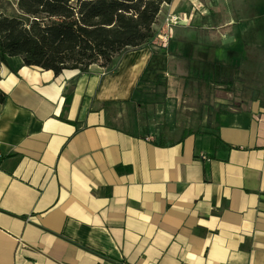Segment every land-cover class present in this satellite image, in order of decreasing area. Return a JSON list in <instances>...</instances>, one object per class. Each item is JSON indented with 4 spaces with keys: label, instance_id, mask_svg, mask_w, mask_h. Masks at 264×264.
<instances>
[{
    "label": "crops",
    "instance_id": "0c3cea01",
    "mask_svg": "<svg viewBox=\"0 0 264 264\" xmlns=\"http://www.w3.org/2000/svg\"><path fill=\"white\" fill-rule=\"evenodd\" d=\"M196 9L112 71L1 65L0 264H264V103L214 95Z\"/></svg>",
    "mask_w": 264,
    "mask_h": 264
},
{
    "label": "trees",
    "instance_id": "16d2710c",
    "mask_svg": "<svg viewBox=\"0 0 264 264\" xmlns=\"http://www.w3.org/2000/svg\"><path fill=\"white\" fill-rule=\"evenodd\" d=\"M173 0H0V67L8 57L25 65L88 71L98 63L115 69L114 58L147 46L156 35L162 5ZM6 95L0 92V103Z\"/></svg>",
    "mask_w": 264,
    "mask_h": 264
},
{
    "label": "rangeland",
    "instance_id": "374dc122",
    "mask_svg": "<svg viewBox=\"0 0 264 264\" xmlns=\"http://www.w3.org/2000/svg\"><path fill=\"white\" fill-rule=\"evenodd\" d=\"M3 1L10 3L8 10L18 8V0ZM196 1L199 9L194 13L209 15L218 41L217 61L223 74L214 95L233 108L244 98L246 103L259 98L264 103V0ZM155 41L161 45L160 39Z\"/></svg>",
    "mask_w": 264,
    "mask_h": 264
},
{
    "label": "built area",
    "instance_id": "2783aa9c",
    "mask_svg": "<svg viewBox=\"0 0 264 264\" xmlns=\"http://www.w3.org/2000/svg\"><path fill=\"white\" fill-rule=\"evenodd\" d=\"M181 20H182V17L180 16V14H176V13L168 14L166 17V27L168 30L166 32H163V30H160V31L156 30V35L153 38V40L155 41L157 39H160L161 46L167 47L171 31L173 30L172 29L173 26L178 24ZM202 157L206 158L207 156L202 155ZM1 158H2V152L0 149V160Z\"/></svg>",
    "mask_w": 264,
    "mask_h": 264
}]
</instances>
